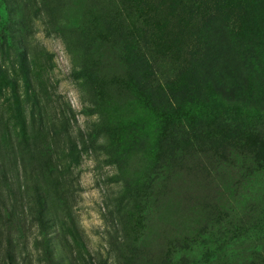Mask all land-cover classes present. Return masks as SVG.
Masks as SVG:
<instances>
[{"label": "rangeland", "instance_id": "rangeland-1", "mask_svg": "<svg viewBox=\"0 0 264 264\" xmlns=\"http://www.w3.org/2000/svg\"><path fill=\"white\" fill-rule=\"evenodd\" d=\"M0 264H264V0H0Z\"/></svg>", "mask_w": 264, "mask_h": 264}]
</instances>
